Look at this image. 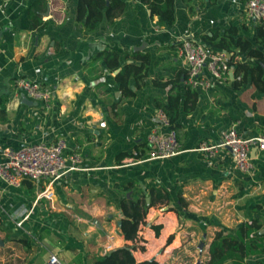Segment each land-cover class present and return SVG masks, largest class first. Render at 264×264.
I'll return each mask as SVG.
<instances>
[{
    "label": "crops",
    "instance_id": "1",
    "mask_svg": "<svg viewBox=\"0 0 264 264\" xmlns=\"http://www.w3.org/2000/svg\"><path fill=\"white\" fill-rule=\"evenodd\" d=\"M31 1L0 0V149L62 137L65 153L80 154L81 168L55 179L50 198L36 196L45 180L13 185L0 179V264H45L51 252L62 264H90L94 256L131 243L118 226L119 200L132 191L121 188L126 182L167 194L138 224L134 243L143 248L132 250L136 260L179 264L186 258L177 257L192 251H204L207 259L214 231H234L244 220L256 219V232H264V149L251 146L253 167L246 173L234 168L227 147L211 156L195 149L217 142L231 124L244 136L264 135V89L235 85L230 75L212 79L206 88L189 86L196 96L184 110L185 63L176 47L180 37L202 40L213 26L234 25L252 39L258 20L245 13V0H192L190 10L187 2L173 0V22L159 29L143 2L125 0L118 16L91 30L75 20V0H46L34 26L27 16ZM101 49L117 52L118 66L108 68L96 56ZM131 50L148 52L149 60L138 84L129 78L132 93L123 95L113 75L123 61L137 62L123 57ZM233 58L244 54L236 51ZM17 76L47 85L48 106L19 91ZM168 78L172 88L155 83ZM169 94L178 96L180 151L149 158L145 137L152 127L164 129L155 109ZM150 224L161 225L157 235ZM244 261L263 263L264 250Z\"/></svg>",
    "mask_w": 264,
    "mask_h": 264
},
{
    "label": "trees",
    "instance_id": "2",
    "mask_svg": "<svg viewBox=\"0 0 264 264\" xmlns=\"http://www.w3.org/2000/svg\"><path fill=\"white\" fill-rule=\"evenodd\" d=\"M149 9L150 15H154L155 26L164 27L173 22V0H140ZM188 3L191 9L192 0H182ZM213 4L216 0H206ZM46 0H32L27 6V16L31 19L34 26L40 25L39 12L44 9ZM125 0H75L74 18L79 21L83 29H93L101 19L112 20L118 16L124 7ZM200 38L213 49L223 48L229 53L228 63L232 66L231 77L235 85L245 82L255 86V92L264 89V21L258 20L254 26L252 39L238 32L236 26L228 25L219 29L213 26L209 32L202 33ZM244 54L242 60L233 58L235 52ZM101 56L108 68L118 66V54L112 49H101L96 53ZM131 57L135 61H123L119 69L114 73V79L123 95H130L132 91L128 86L129 78H133L135 83L145 75L149 60L148 52L141 50H131L123 56ZM184 77V76H183ZM160 86L170 85L173 81L168 78L165 80H155ZM184 104L189 100L191 104L196 96L195 90L184 84ZM176 93V92H175ZM168 101L160 107L166 112L170 126L175 129L177 126L175 119L178 110L177 94H169ZM185 105V106H184ZM123 190L131 188V194L122 196L119 200L121 216L118 220L120 232L125 239L131 243L112 247L100 255H96L90 264H159L153 257L136 260L132 254L135 247L142 249V245H136L137 228L139 223L144 222L147 208L163 203L167 199L165 191L159 187L150 186L145 190L134 186L132 182L121 185ZM147 197V200H146ZM172 207H168L171 209ZM154 234L159 232L160 224L149 225ZM260 228V223L256 219L241 221L234 231L218 228L214 231L207 246V259L198 261L196 264H245L244 258L252 253L264 250V232H256ZM256 232V233H254ZM172 233L166 237V242L172 238ZM252 264H264L256 261Z\"/></svg>",
    "mask_w": 264,
    "mask_h": 264
},
{
    "label": "built area",
    "instance_id": "3",
    "mask_svg": "<svg viewBox=\"0 0 264 264\" xmlns=\"http://www.w3.org/2000/svg\"><path fill=\"white\" fill-rule=\"evenodd\" d=\"M245 13L255 20L264 21V0H245ZM159 29L158 27H155ZM177 52L185 63V82L192 88H206L212 79L227 78L232 70L229 65V53L221 48L213 49L200 39L180 37ZM15 87L34 99H39L43 106H48L51 89L41 81L26 76H17ZM159 126L152 127L145 137L149 158H161L180 151V143L176 130L170 126L166 112L162 107L155 109ZM264 149V135L244 136L238 132L236 125H229L222 131L220 139L215 143L201 142L195 149L211 156L217 147H227L232 164L241 173L249 172L253 163L249 156L251 146ZM66 142L62 137L52 142L23 143L16 147L3 146L0 149V179L19 185L24 180L46 181L36 196L50 198L51 183L63 173L71 169L81 168V156L76 151L64 152ZM45 264H62L55 253H49Z\"/></svg>",
    "mask_w": 264,
    "mask_h": 264
},
{
    "label": "rangeland",
    "instance_id": "4",
    "mask_svg": "<svg viewBox=\"0 0 264 264\" xmlns=\"http://www.w3.org/2000/svg\"><path fill=\"white\" fill-rule=\"evenodd\" d=\"M184 256L185 255H183V253H182V255L177 257V259H179V260H183L186 258V261L184 263H183V261H181V262H179V264H193L194 263L193 261H198V260L204 261L206 259V253L204 251H199V252L192 251V252H189L186 257H184ZM175 261H176V259H175ZM168 263H170L169 259L167 261H163L162 264H168Z\"/></svg>",
    "mask_w": 264,
    "mask_h": 264
},
{
    "label": "water",
    "instance_id": "5",
    "mask_svg": "<svg viewBox=\"0 0 264 264\" xmlns=\"http://www.w3.org/2000/svg\"><path fill=\"white\" fill-rule=\"evenodd\" d=\"M184 37H187V36H184ZM141 48H142V45L133 47V49H141ZM127 61H130V60L128 59ZM229 75L231 76V72L229 73ZM197 262H198V261H196L195 264H196Z\"/></svg>",
    "mask_w": 264,
    "mask_h": 264
}]
</instances>
